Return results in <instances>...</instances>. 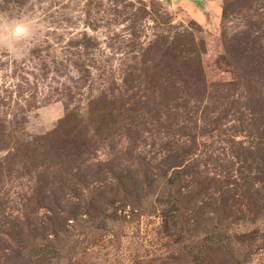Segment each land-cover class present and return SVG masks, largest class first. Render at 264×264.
<instances>
[{
	"label": "rangeland",
	"instance_id": "obj_1",
	"mask_svg": "<svg viewBox=\"0 0 264 264\" xmlns=\"http://www.w3.org/2000/svg\"><path fill=\"white\" fill-rule=\"evenodd\" d=\"M0 14L32 28L0 47V264H264V0Z\"/></svg>",
	"mask_w": 264,
	"mask_h": 264
},
{
	"label": "trees",
	"instance_id": "obj_2",
	"mask_svg": "<svg viewBox=\"0 0 264 264\" xmlns=\"http://www.w3.org/2000/svg\"><path fill=\"white\" fill-rule=\"evenodd\" d=\"M258 151H259V149L257 150V152ZM186 153H188V152L184 150V154H186ZM185 161L186 160H184L183 158H180V160L177 158L176 161H173V163H174V164H172V165H174L173 167H179V166L180 167L184 166V167L181 168V170H176L177 171V175L175 176V179L170 180L169 184L167 186L163 187L162 190H161V195H162L161 198L163 200H167L170 205L173 203V200H172L173 199V194L171 192H172L173 188L175 187L176 178L181 177L182 175H184V177L186 176L187 178H189L193 174H195V173L197 174V172H195L193 169H191V170L189 169V164H185L186 163ZM166 163H167V161H166ZM166 212L170 213V215H171V213H172L171 208H169V210H167ZM170 218L172 220H175V216H170ZM54 235L56 237H59L57 232H55ZM34 252H35L34 256L36 258L40 257L37 260V262L39 264H52L53 261H56L58 259V255H59V254H57L56 247L52 246V245L51 246L50 245L46 246V247L42 248V250H40V248L38 249V247L35 246L34 247Z\"/></svg>",
	"mask_w": 264,
	"mask_h": 264
},
{
	"label": "clouds",
	"instance_id": "obj_3",
	"mask_svg": "<svg viewBox=\"0 0 264 264\" xmlns=\"http://www.w3.org/2000/svg\"><path fill=\"white\" fill-rule=\"evenodd\" d=\"M31 22L25 23L22 20L7 19L0 14V47L7 48L11 55H17L15 44L31 34Z\"/></svg>",
	"mask_w": 264,
	"mask_h": 264
},
{
	"label": "water",
	"instance_id": "obj_4",
	"mask_svg": "<svg viewBox=\"0 0 264 264\" xmlns=\"http://www.w3.org/2000/svg\"><path fill=\"white\" fill-rule=\"evenodd\" d=\"M192 1H198V2H202V0H192Z\"/></svg>",
	"mask_w": 264,
	"mask_h": 264
}]
</instances>
